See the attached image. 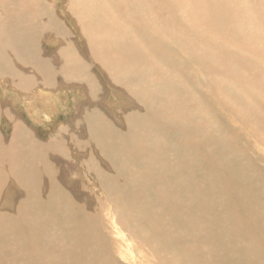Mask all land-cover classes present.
I'll list each match as a JSON object with an SVG mask.
<instances>
[{
  "label": "bare ground",
  "instance_id": "bare-ground-1",
  "mask_svg": "<svg viewBox=\"0 0 264 264\" xmlns=\"http://www.w3.org/2000/svg\"><path fill=\"white\" fill-rule=\"evenodd\" d=\"M122 1L0 0V264H264V0Z\"/></svg>",
  "mask_w": 264,
  "mask_h": 264
},
{
  "label": "rangeland",
  "instance_id": "rangeland-1",
  "mask_svg": "<svg viewBox=\"0 0 264 264\" xmlns=\"http://www.w3.org/2000/svg\"><path fill=\"white\" fill-rule=\"evenodd\" d=\"M116 2H117V4H119V5H121V4H124V1H122V0H116ZM63 3H64V0H58V3H57V6H63ZM64 11V14L67 16V18H69V23H67L64 19H65V17H64V15L62 14V13H60L61 14V16H60V14H59V16H60V19H62L65 23H66V25L67 26H69L70 27V24H71V20H70V15L65 11V10H63ZM72 29V30H71ZM74 30V32H76L77 30H76V28H75V26L74 27H70V34H71V37L72 38H74L75 40H76V44H77V46H78V48L81 50V51H79V53H80V57L82 58V57H84V56H86L88 59H89V51H87V45H86V43H85V39H84V37L82 36V34L80 33V31H78V32H76V34L73 36V31ZM135 31H133V33H134ZM56 51H51L50 52V56L52 55V54H54ZM96 67H98L97 65H96ZM96 67H95V71H96ZM98 71V70H97ZM103 76H104V78H105V81L107 80V78H106V75L104 74V72H103ZM104 81V82H105ZM103 82V83H104ZM107 88H109V94L111 95L112 93H114V95L116 94L117 95V93L116 92H114L113 90H114V88H112L110 85L107 87ZM11 92L13 93V91L11 90ZM17 92H19V91H17L16 90V93ZM109 94H108V96H109ZM8 99L9 100H7V101H5L4 102V106L3 107H8L10 110L11 109H15L14 107H11V100H10V94H8ZM75 95L72 93V94H70L69 95V97L70 98H73ZM112 96V95H111ZM75 97H77V96H75ZM78 100H80L79 98H77ZM68 102V101H67ZM78 102H70V104L71 105H76ZM21 106V105H20ZM22 108V107H21ZM0 109H1V107H0ZM14 112V111H13ZM1 115V114H0ZM2 117L4 116V115H1ZM61 116V117H60ZM69 116H70V114H69ZM44 116H42L41 117V120H29V119H27V122H28V124L29 125H31V126H34L35 128H36V131L38 132L37 133V135H38V137L39 138H41V139H44V138H47V136L51 133L50 132V126H49V124H47L48 122H46V121H48L47 119H48V117H46L45 116V120H44V118H43ZM66 117V114H61V115H59V117H58V120H57V122L58 121H60V120H63L64 118ZM65 120V119H64ZM41 121V122H40ZM46 123V124H45ZM2 124V125H1ZM9 123L8 122H6L5 120L3 121V118H1V121H0V127H1V132L4 134V135H6V136H8V134L10 133V127H8V126H10V125H8ZM9 128V129H8ZM112 237H113V239L115 240V241H117V243L119 244V243H121V238H120V233H115V232H112ZM116 259H117V261H119L120 259H122V257L121 256H119V255H117L116 256ZM123 260V259H122ZM119 262H121V261H119Z\"/></svg>",
  "mask_w": 264,
  "mask_h": 264
}]
</instances>
